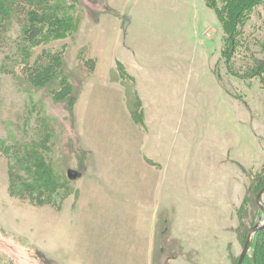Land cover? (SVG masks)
<instances>
[{"label":"rangeland","instance_id":"rangeland-1","mask_svg":"<svg viewBox=\"0 0 264 264\" xmlns=\"http://www.w3.org/2000/svg\"><path fill=\"white\" fill-rule=\"evenodd\" d=\"M207 1L49 0L32 44L13 21L0 46V264H236L263 218L264 86L245 73L264 61V0L233 40L223 0ZM50 53V81H29ZM98 213L112 233L89 241Z\"/></svg>","mask_w":264,"mask_h":264},{"label":"trees","instance_id":"trees-1","mask_svg":"<svg viewBox=\"0 0 264 264\" xmlns=\"http://www.w3.org/2000/svg\"><path fill=\"white\" fill-rule=\"evenodd\" d=\"M212 2V0H208L207 4L213 6ZM258 3H263V0H223V6L221 9H218V12L221 11V14L225 19L223 30L225 31V36L228 39L233 40L232 33L234 32V28L232 26L234 22H237L239 16L245 13L246 10H251V7L255 4L257 5ZM50 4L49 0H0V46L6 40V34H8V32L12 29V24L15 19L22 21L19 22L22 25L21 32L23 41L28 44L34 43L42 34V30L36 22L38 13L41 10L47 11V9H50ZM21 14L25 16L24 20L20 18ZM32 16L36 17V19ZM52 19L45 16L44 19L41 20L42 22L48 23L51 27L50 29L55 30L56 27L53 24L55 19ZM62 21L63 19H61L58 23H62ZM42 59L44 61L42 60V62L38 64L27 66L25 69L27 70L29 81H33L34 83L36 82V84L49 82L50 78L47 79L46 77L49 74V71L51 70V72H56L57 67L60 65V60L57 54L50 53L42 57ZM245 75L260 76L264 86V61H261L260 65L255 63V66H253L251 71L246 72ZM263 230L264 228L256 231L254 235H257ZM253 262V264H264V234L259 236L257 242L255 243Z\"/></svg>","mask_w":264,"mask_h":264},{"label":"crops","instance_id":"crops-1","mask_svg":"<svg viewBox=\"0 0 264 264\" xmlns=\"http://www.w3.org/2000/svg\"><path fill=\"white\" fill-rule=\"evenodd\" d=\"M148 156V155H147ZM212 160H213V157H212ZM212 160H211V162H212ZM208 162H209V158H208ZM98 169H101V166L98 168ZM102 184H104V182L102 181L101 182V184L100 185H97V188H96V191H98L100 194L102 193V191L99 189V187L102 185ZM104 186H105V188H107L106 190H110V192H104L103 191V193L104 194H110V195H118L119 194V192L117 191V190H115L114 189V192L107 186V184H104ZM107 197V196H106ZM111 197V196H110ZM121 202H122V200H121ZM110 207H111V205H110ZM111 209H112V207H111ZM99 214V216H96V215H94L93 217L91 216L90 218H86L87 219V221L88 222H92L93 221V219H95L96 220V222H95V233H94V235H92V231H91V233H90V235L89 236H92V237H90L89 238V241H97L99 238H100V230H99V228H103V230H104V232L107 234V235H111V233H112V228H110V226H109V221L110 220H115L114 219V217H113V215H109L108 213L105 215V216H103L101 213H98ZM104 217H106V218H104ZM84 218V219H85ZM83 219V220H84ZM82 222V221H81ZM114 235V234H113ZM116 235H118V237L113 241V240H108V239H106V240H104L103 241V245L104 246H108V245H110L112 242H121V239H122V236H120L121 235V233H118V230H117V233H116ZM149 237H150V229H149V232L147 231V229H146V231L143 233V238H142V241H141V245L139 246V250L136 252L137 254L140 252V251H142V245H143V247L145 246V245H148L149 247H150V245H149ZM129 239V238H128ZM127 239V240H128ZM102 240V239H101ZM128 243H131V241H127ZM116 251H119V252H121V248H120V250H118V249H116ZM134 255V254H133Z\"/></svg>","mask_w":264,"mask_h":264},{"label":"water","instance_id":"water-1","mask_svg":"<svg viewBox=\"0 0 264 264\" xmlns=\"http://www.w3.org/2000/svg\"><path fill=\"white\" fill-rule=\"evenodd\" d=\"M68 176L70 178H75L77 176V173L73 170H69ZM263 197H264V186L258 190V192L256 193V196H255V202H256L258 208L263 212V218L259 224L252 226L250 228V230L248 231V233L246 235V240H245L243 247H242V250L238 256L236 264H241L244 256L246 255L252 234L254 232L264 228V205L262 204V201H261Z\"/></svg>","mask_w":264,"mask_h":264}]
</instances>
